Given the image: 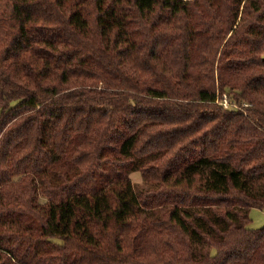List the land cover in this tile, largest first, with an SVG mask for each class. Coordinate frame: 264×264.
Returning a JSON list of instances; mask_svg holds the SVG:
<instances>
[{
	"label": "trees",
	"instance_id": "16d2710c",
	"mask_svg": "<svg viewBox=\"0 0 264 264\" xmlns=\"http://www.w3.org/2000/svg\"><path fill=\"white\" fill-rule=\"evenodd\" d=\"M252 207L264 0H0V264H264Z\"/></svg>",
	"mask_w": 264,
	"mask_h": 264
},
{
	"label": "rangeland",
	"instance_id": "374dc122",
	"mask_svg": "<svg viewBox=\"0 0 264 264\" xmlns=\"http://www.w3.org/2000/svg\"><path fill=\"white\" fill-rule=\"evenodd\" d=\"M226 95L223 94L221 101L224 106L233 107L230 103H228V99L226 100ZM228 101V102H227ZM131 181L138 185H144V177L141 175L139 171H132L129 174ZM250 223L248 224L251 228H258L264 225V208L252 207L249 210Z\"/></svg>",
	"mask_w": 264,
	"mask_h": 264
}]
</instances>
